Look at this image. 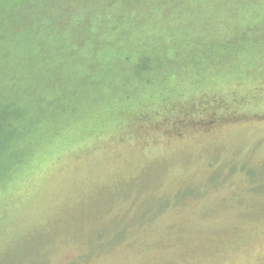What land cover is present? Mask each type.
<instances>
[{
	"label": "rangeland",
	"instance_id": "rangeland-1",
	"mask_svg": "<svg viewBox=\"0 0 264 264\" xmlns=\"http://www.w3.org/2000/svg\"><path fill=\"white\" fill-rule=\"evenodd\" d=\"M172 1L176 19L189 13L195 32L206 35L213 28L227 44L236 47L246 38L249 47L210 58L208 72L225 75L201 84L182 80L178 112L164 125L152 117L121 123L118 112L107 108L88 124L67 129V144L24 146L30 164L0 191V264L36 249L37 264H264V193L256 189L259 178L247 176L264 165V0ZM56 10L63 12L55 9L46 29H56L52 21L62 25L65 42L54 52L77 46L73 37L85 35L73 25L76 19ZM122 12L116 0L104 14ZM40 77L45 83L39 73L35 81ZM53 83L55 88L46 83V92L64 96V81ZM198 89L210 96L201 100ZM43 95L38 88L25 96L34 102L23 104L34 108ZM202 119L205 125L192 121ZM82 131L90 135L80 139ZM176 195L190 199L175 205ZM169 203L160 215L133 224L140 208ZM118 220L129 221L135 234L98 247L99 229L110 231Z\"/></svg>",
	"mask_w": 264,
	"mask_h": 264
},
{
	"label": "trees",
	"instance_id": "trees-1",
	"mask_svg": "<svg viewBox=\"0 0 264 264\" xmlns=\"http://www.w3.org/2000/svg\"><path fill=\"white\" fill-rule=\"evenodd\" d=\"M117 1L123 12L126 9V16L123 12L114 18L104 14L116 0L113 3L111 0H0V191L6 190L5 185L16 173L30 164L27 159L30 153L24 146L51 144L55 140L67 144L64 141L67 129L80 127L86 120L88 124L93 113L107 108L118 112L121 123L126 120L131 123L130 117L138 121L152 117L164 125V121L178 112V84L182 80L194 78L201 84L205 79L210 80V76L225 75L222 71L212 75L208 72L210 58L234 48L249 47L246 38L236 47L230 45L232 42L227 44L213 28L206 35L195 32L196 25L189 13L184 12L176 19L178 5L172 0ZM57 8L63 9V12L56 10L62 17L76 19L73 25L77 29H85V35L76 34L79 40L73 37L74 45L78 44L74 46L76 50L62 45L56 52L51 51L64 40L59 31L62 25L52 21L56 29L52 26L50 32L46 29ZM168 8L166 12L164 9ZM132 47L136 50L132 51ZM81 50L86 53L82 55ZM115 61L119 65L112 69ZM154 63L160 64L151 73H145ZM38 73L46 79L45 83L41 77L35 81ZM56 78L68 88L64 96L46 92V83L55 88ZM74 78L80 82L76 83ZM38 88L44 95L34 108L26 107L23 102H29L27 99L34 102L35 98L25 96ZM200 89L197 93L201 100L210 96ZM179 93L180 97L184 95V91ZM157 101L158 108L154 106ZM221 103L220 100L218 105ZM18 106L21 108L17 109ZM185 119L186 115L180 117ZM192 121L205 125L204 119ZM80 135L83 139L90 134L82 131ZM260 169H249L247 176L252 180L259 178L261 183L256 182V189L264 193V165ZM214 181L222 183L217 178ZM176 196L175 205L187 198ZM170 203L165 207L140 208L133 224L141 225L153 219ZM106 229L100 228L97 233L98 247L110 248L120 240L123 243L136 232L129 221L121 220L112 224L110 231ZM39 250L26 251L1 264H37Z\"/></svg>",
	"mask_w": 264,
	"mask_h": 264
}]
</instances>
